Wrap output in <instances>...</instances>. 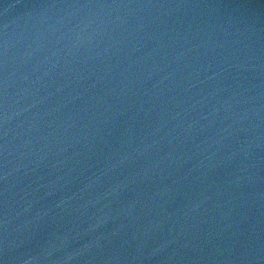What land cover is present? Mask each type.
Masks as SVG:
<instances>
[{"label":"water","instance_id":"95a60500","mask_svg":"<svg viewBox=\"0 0 264 264\" xmlns=\"http://www.w3.org/2000/svg\"><path fill=\"white\" fill-rule=\"evenodd\" d=\"M0 264H264V0H0Z\"/></svg>","mask_w":264,"mask_h":264}]
</instances>
